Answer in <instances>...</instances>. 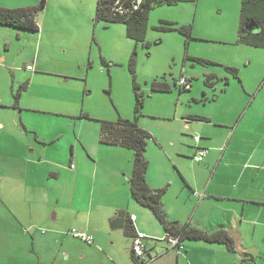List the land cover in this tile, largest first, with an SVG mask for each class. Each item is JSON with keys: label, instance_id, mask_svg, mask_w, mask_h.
I'll return each mask as SVG.
<instances>
[{"label": "crops", "instance_id": "crops-1", "mask_svg": "<svg viewBox=\"0 0 264 264\" xmlns=\"http://www.w3.org/2000/svg\"><path fill=\"white\" fill-rule=\"evenodd\" d=\"M225 1L222 13L230 8V14L227 10L222 15V65L212 60L222 67V74L203 70L201 97L192 92L196 86L193 79L181 74L190 80L187 92L192 93L185 100L179 95L176 105L187 102L199 106L180 110L179 114L178 107L172 115L152 114L176 120L181 133L177 137L176 131L168 128L167 138L152 135L163 157L152 164L148 160L146 180L153 190L165 189L162 204L170 221L190 223L208 233L223 229L233 238L234 248L189 239H181L184 249L180 252L170 248L162 240L166 234L162 224L131 197L129 178L134 152L100 142V129L95 131V143L82 133L76 134L80 143H71L70 157L62 152L57 160L48 158V150L56 148L50 143L55 137L44 134L45 143H38L41 138L36 126L46 121L38 114L68 115L67 106L84 102L85 97L67 93L72 97H56L59 106L50 109L49 78L53 75L39 66L37 58L25 65L30 78L20 75V68L12 70L14 82L27 84L17 99L13 95L15 102L0 96V109L12 110L7 121L0 115V130L13 122L15 126L20 123L24 136L13 146L15 155L0 156V264H141L132 257V238L122 229L110 227V219L118 211L136 215L131 220L135 231L146 234L150 256L142 264H264V48L236 42L241 0ZM5 60L6 56H0V66ZM28 65L33 69L28 70ZM225 66L236 68L237 77ZM55 74L62 80L73 77L69 73ZM54 86L57 91L62 89L58 83ZM173 87L158 93H171ZM221 98L222 110L203 108ZM142 116L143 112L138 124ZM140 125L146 127L145 123ZM31 129L35 131L34 140L29 137ZM191 133L194 136L189 137ZM192 138L194 146L182 144L192 143ZM164 140L171 141L172 146L181 143L185 155L190 154V148L195 154L207 150L201 160L195 159L205 172L202 184L174 158L180 149L170 151ZM53 153H60V148ZM105 155L108 158H101ZM71 229L93 237L91 244L82 240L89 245L87 249L81 250V239L73 237ZM117 240L119 245L115 246Z\"/></svg>", "mask_w": 264, "mask_h": 264}, {"label": "rangeland", "instance_id": "rangeland-1", "mask_svg": "<svg viewBox=\"0 0 264 264\" xmlns=\"http://www.w3.org/2000/svg\"><path fill=\"white\" fill-rule=\"evenodd\" d=\"M39 1L0 0V4L30 7L38 5ZM222 2L226 1L166 0L162 5L150 9L144 42L136 43L127 37L123 23L96 20L97 0H49V2L46 0L45 7L36 15L40 33L0 26V38L8 39V41L0 39V56L7 57V60L1 61L0 66V96L4 100L15 102L14 94L24 90V88L20 89V86L25 82L21 85L17 80L14 82L12 70L20 68V75L30 78L25 65L37 58L40 61L39 66L49 70L53 75L49 78L50 109L59 106V102L55 101L56 97L62 98L66 95L65 97L69 98L72 96L67 93L75 94L76 92L84 95V102L79 101L67 106L70 109L68 115H57L51 112L38 114L39 117L46 119L36 126L37 129L39 128L41 138L38 143H45L44 134H48L49 137L54 136L55 141L50 143H55L56 148L48 150L51 152L47 154V157L55 160L60 158L62 152L65 157L71 156V143H80L76 134L82 133L83 136H88L90 143H95V131L99 130V123L96 120L114 121L119 116L134 120V80L140 85V90L145 97L143 116L140 118L139 125L145 123L146 127L140 126L148 130L155 138L158 136L167 138L168 128L174 129L179 137L180 123L169 118L159 119L152 114L172 115L177 107L178 114L180 110L196 109L199 105L195 103L191 105L186 102L177 106L175 103L177 97L181 95L184 99L192 92L201 97L202 93L199 89L204 86L202 75L204 69L222 74V67L213 63L203 65L192 60L199 57L221 62L222 65V15H225L227 10L230 14V8L224 9L222 13ZM226 21L230 22L229 19ZM162 23L191 26V39L186 42V36L177 30H160L158 26ZM102 59L107 64H104ZM55 73H69L73 77L62 80ZM181 74L190 76L196 84L191 93L186 91L179 94L175 87L171 93L151 92L150 82L153 78L166 76L167 81L172 84L173 79H179ZM56 83L61 85L60 91L56 90L54 86ZM13 85L15 87L12 92ZM34 92L35 89L31 94ZM28 95L30 94H25V96ZM214 107L216 110H222V98L208 103L203 108L211 110ZM11 111L0 109V115L7 121L8 113H12ZM82 113L88 114L90 118H79ZM92 130H94L93 135ZM21 131L20 123L19 126H15L14 122L4 130H0V156L16 154L13 146L16 142L23 141L24 136ZM33 132L35 131L31 129L29 137L34 140ZM191 136L194 135L191 133L189 137ZM180 137L182 138V135ZM189 141L192 143L182 144H185V147L195 145L193 138ZM162 143L170 151L180 149L174 158L184 164L186 172L190 176L193 174L199 178V184H202L205 172L199 169L197 166L199 164L195 162V150L189 147L190 154L185 155L181 153L184 150L181 143H177L179 146H172L169 140H164ZM59 148L60 153H53ZM146 155L149 163L150 160L151 164L154 161L159 162V159L163 157V150L151 139ZM101 158L108 157L105 155ZM78 244L84 246L81 250L87 249L85 246L89 247L82 240ZM114 245L118 246L119 240Z\"/></svg>", "mask_w": 264, "mask_h": 264}, {"label": "trees", "instance_id": "trees-1", "mask_svg": "<svg viewBox=\"0 0 264 264\" xmlns=\"http://www.w3.org/2000/svg\"><path fill=\"white\" fill-rule=\"evenodd\" d=\"M164 2L166 0H97L95 10L96 20L123 23L126 27L127 37L133 39L136 43H142L145 39L150 9L162 5ZM45 3L46 0H40L38 5L30 7L5 8L0 6V24L28 32H37L40 28L36 15L39 10L45 7ZM158 28L162 31L177 30L186 36V42L192 37L191 26H174L162 23ZM236 42L256 48H264V0H241L239 31ZM192 60L203 65L213 63L210 60L199 57L192 58ZM102 62L107 64L104 59H102ZM224 68L230 71L234 77H237L238 70L236 68L228 66ZM187 80L191 87L190 80ZM177 81L178 79H173V83L171 84L167 81L166 76H158L151 80L150 90L152 92H169L172 86H175L180 91L188 90L179 87ZM205 82L208 83L207 80ZM26 85L24 83L20 86V89L25 88ZM140 89V85L134 80V120L125 119L121 116L114 121L96 120L99 123L100 142L118 145L131 149L134 152L133 170L129 178L131 197L154 214L166 233L180 236L182 240H204L212 243H223L229 249H233V238L223 229L208 233L190 223L179 225L174 221H170L162 204L165 189L153 190L149 187L146 180L148 169L146 148L148 142L152 139V134L139 126L137 122V119L142 114V108L145 103L144 93ZM19 91L15 94L16 99L19 96ZM79 118L90 117L88 114L82 113ZM195 118L204 119V117L200 116H196ZM197 153L194 155V158ZM109 224L112 229H122L126 236L133 239L135 229L130 216L126 213L118 211L110 219ZM132 257L136 260L133 252Z\"/></svg>", "mask_w": 264, "mask_h": 264}, {"label": "built area", "instance_id": "built-area-1", "mask_svg": "<svg viewBox=\"0 0 264 264\" xmlns=\"http://www.w3.org/2000/svg\"><path fill=\"white\" fill-rule=\"evenodd\" d=\"M28 70H32L33 67L28 65L27 66ZM177 84L179 87H183L185 89H189L190 85L188 83V80L186 79V77L182 76L180 79H178ZM197 139V137H195ZM207 150H201L197 153V155L195 156L196 160H201L204 155L206 154ZM130 219L131 220H135L136 219V215L131 214L130 215ZM69 233L78 239H81L89 244H91L93 242V237L89 234H87L84 231H79L76 229H71L69 231ZM146 234L140 231H135V235L132 239V252L133 255L135 256L136 260L139 263H143L147 260L148 256H150L149 252L146 249V244H145V239H146ZM162 240L166 241L168 246L170 248L176 249L177 251H182L184 249V245L181 241L180 236H177L175 234H169L166 233L164 235V237L162 238ZM151 258V257H150Z\"/></svg>", "mask_w": 264, "mask_h": 264}]
</instances>
